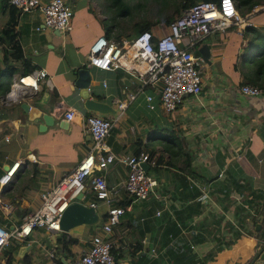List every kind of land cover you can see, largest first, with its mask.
<instances>
[{"label":"crops","instance_id":"0c3cea01","mask_svg":"<svg viewBox=\"0 0 264 264\" xmlns=\"http://www.w3.org/2000/svg\"><path fill=\"white\" fill-rule=\"evenodd\" d=\"M65 2L72 9L69 29L56 32L42 27L38 10L21 12L0 0V175L18 162L0 188L1 202L12 207L8 214L0 213V223L9 228L36 208L39 193L51 188L86 153L82 120L96 113L85 110L78 97L74 85L78 70H87L90 97L113 110L96 114L105 118L118 113L113 100L136 87L122 69L100 70L86 63L89 45L104 33L103 0ZM263 5L247 14L248 25L258 33L264 31ZM154 29L150 28L159 34ZM243 29L229 27L195 45L197 50L207 43L210 51L209 64L201 62L197 96L184 97L172 113H166L149 88L136 93L112 125L105 142L113 153L156 150L161 157L159 164L146 169L157 182L155 194L143 201H121L128 210L106 237L114 264H173V260L185 264L192 255L198 261L211 252L216 255L204 264H236L264 236L254 231L256 217H264V89L256 96L238 90L260 59L264 37ZM128 31L117 41L134 35ZM5 32L12 35L14 49ZM37 69H44L46 77L38 80L36 90L21 89L15 99L6 96L19 75ZM146 94L152 97L149 102ZM25 105L37 112L34 119H28ZM67 108L75 111L70 120L63 117ZM171 139L183 140L175 154L165 151ZM102 173L109 186L125 177L119 165ZM203 190L209 197L206 202L198 199ZM85 197L89 202V195ZM94 210L93 224L59 233L37 228L28 237L30 245L11 242L4 251L6 264H49V252L61 264H69L100 232L106 206L99 202ZM19 246H28L22 256L17 255Z\"/></svg>","mask_w":264,"mask_h":264},{"label":"built area","instance_id":"2783aa9c","mask_svg":"<svg viewBox=\"0 0 264 264\" xmlns=\"http://www.w3.org/2000/svg\"><path fill=\"white\" fill-rule=\"evenodd\" d=\"M7 2L21 12L38 10L43 28L58 32L69 29L72 9L65 0ZM248 24L247 14L240 15L232 0H219L193 3L167 23L166 31L160 34L142 30L120 41L109 40L104 36L96 37L88 48L87 65L100 70H124L136 81L135 91H128L124 97L113 100L118 112L114 117L84 115L82 130L88 137L86 153L51 188L39 193L38 206L27 212L18 224L9 228L0 223V264H6L4 251L11 242H24L26 245L32 243L28 237L33 229L41 228L50 233H59L61 213L75 201V196L82 190L78 202L93 209L102 202L106 210L100 232L90 237L88 247L69 264H114L115 258L106 237L119 223L120 216L128 210L121 201L123 198L146 200L155 194L157 182L142 167V164H146L148 168H154V156L150 157L142 150L129 155H117L109 149L105 141L112 125L133 96L149 88L155 92L166 113H172L184 97L197 96L201 91L202 61L196 53L195 45L212 33L223 32L229 27L239 31ZM45 77L44 69L21 74L10 84L6 96L15 99L21 89L36 90L38 80ZM238 90L246 96H256L263 92L262 88L251 84H241ZM145 98L147 102L152 99L148 94ZM74 112L73 108L65 109L64 119H72ZM17 164L18 162L14 163L9 171L0 175V188L7 183ZM113 165L121 166L125 177L120 184L109 186L102 172ZM86 195L90 197L89 202H86ZM198 199L208 201L207 192L203 190ZM11 208L0 200V213L6 215ZM189 247L192 248V245ZM48 259L49 264H56L51 252L48 253Z\"/></svg>","mask_w":264,"mask_h":264},{"label":"trees","instance_id":"16d2710c","mask_svg":"<svg viewBox=\"0 0 264 264\" xmlns=\"http://www.w3.org/2000/svg\"><path fill=\"white\" fill-rule=\"evenodd\" d=\"M209 1L218 2L219 0H139L135 4L137 12L145 8L147 5L151 4L162 6L163 12H157L152 15V18H148L143 20L142 22H138L134 21V15L139 14V12L131 15V0H103L102 8L103 12L106 13V17L102 20V23L104 25L103 36H105L106 38L111 37L117 40L119 36L125 35V29H129L130 27L133 28L134 34H136L142 30H150V28L156 23L163 22L167 25V23H169L171 20L178 17L183 9L187 8L193 3ZM232 2L239 14L243 16L250 13L251 10L256 6L263 5L264 0H232ZM243 30H251L254 33H258V30L252 28L250 25L245 26ZM5 34L7 35V39L9 40L11 47H13L12 49H14L12 35H9L8 32H5ZM258 36L264 37V31L261 33L259 32ZM260 55V59L256 61V63H254L252 70L247 73L248 77L243 75L244 79H242V84H252L264 89V49H262ZM172 141L173 147L167 146L165 148V151H168L171 154H175L177 151L181 150L183 146V140ZM137 152L138 151H135L134 153ZM147 153L150 157H155L156 165L160 163L161 157L156 150H148ZM257 208L258 207L253 208L254 213H257ZM234 240L235 238L231 239L227 245L232 244ZM218 241L219 239L216 238L217 243ZM214 255L216 254L213 252L209 254L207 253L203 257H200L198 261L194 260V256L192 255L185 264H204L206 261L213 259ZM26 258L27 257H25V259ZM55 261L56 264H61V262L57 259ZM174 262L175 261L173 260L172 263L174 264Z\"/></svg>","mask_w":264,"mask_h":264},{"label":"water","instance_id":"95a60500","mask_svg":"<svg viewBox=\"0 0 264 264\" xmlns=\"http://www.w3.org/2000/svg\"><path fill=\"white\" fill-rule=\"evenodd\" d=\"M56 32H58L56 30ZM200 60L209 64L210 51L207 43H202L196 50ZM75 87H77L78 97L82 101V106L85 110L89 112H94L96 114H106L111 113L113 110L106 103L100 102L98 100L92 99L88 92L89 77L86 69H79L77 72V77L74 82ZM24 110L28 111V119L32 120L37 115L34 109L28 108L27 105L22 106ZM44 125H47V118L43 117ZM42 128L41 126L39 127ZM144 170L147 169L146 164H142ZM83 190L75 196V201L66 206L60 215L59 219V230L60 232H66L70 228L80 225V224H93L97 220V214L92 207H88L78 200L81 197ZM264 217L258 215L254 223V231L259 232V235L264 233ZM12 227V226H11ZM10 227V228H11ZM50 238L54 241L55 237L53 235ZM264 244V236L258 237L255 243V249L241 261L236 264H264V249L259 248V245ZM28 249V246H19L17 255L22 256L23 253Z\"/></svg>","mask_w":264,"mask_h":264},{"label":"rangeland","instance_id":"374dc122","mask_svg":"<svg viewBox=\"0 0 264 264\" xmlns=\"http://www.w3.org/2000/svg\"><path fill=\"white\" fill-rule=\"evenodd\" d=\"M138 1L139 0H131V15L132 14L134 15V14L139 12V14L134 15V21L142 22L145 19L152 18L153 14L162 11V6H157L155 4H151V5H147L145 8H143L140 11L137 12V9L135 8V4ZM152 27L155 28L154 30L157 31L160 34L162 31H164V28L166 27V24H164L163 22L162 23H156ZM157 28H159V30H156ZM129 33L131 35L134 34V30H133L132 27L129 28L128 34ZM161 134H163V133H161ZM163 135H165V134H163ZM172 140L173 139H171V146L173 147V145H172L173 141Z\"/></svg>","mask_w":264,"mask_h":264}]
</instances>
